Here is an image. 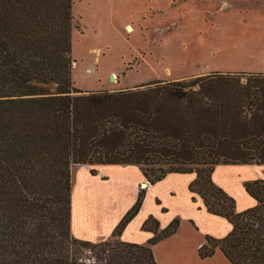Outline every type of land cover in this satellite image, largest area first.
Instances as JSON below:
<instances>
[{"label":"trees","instance_id":"trees-1","mask_svg":"<svg viewBox=\"0 0 264 264\" xmlns=\"http://www.w3.org/2000/svg\"><path fill=\"white\" fill-rule=\"evenodd\" d=\"M75 27L73 0H0V264H157L152 247L179 219L158 232L150 217L147 245L120 240L145 190L113 243L72 236V171L84 165H135L152 185L194 174L190 192L233 226L207 237L200 257L219 249L230 264H264V180L245 183L257 205L240 213L213 180L221 164L264 165V74L82 91L72 79Z\"/></svg>","mask_w":264,"mask_h":264},{"label":"rangeland","instance_id":"rangeland-1","mask_svg":"<svg viewBox=\"0 0 264 264\" xmlns=\"http://www.w3.org/2000/svg\"><path fill=\"white\" fill-rule=\"evenodd\" d=\"M73 16L72 79L82 91L264 74V0H73Z\"/></svg>","mask_w":264,"mask_h":264},{"label":"crops","instance_id":"crops-1","mask_svg":"<svg viewBox=\"0 0 264 264\" xmlns=\"http://www.w3.org/2000/svg\"><path fill=\"white\" fill-rule=\"evenodd\" d=\"M216 170L215 184L233 198L236 196L230 184L237 180L235 186L244 203L239 213L257 205L244 185L264 180V165L221 164ZM194 180V174L171 173L152 185L135 165L77 166L73 168L71 232L76 239L92 243L109 240L135 205L141 185L147 184L139 213L120 237L123 242L147 245L155 237L153 231L144 229L150 217L159 223L158 232L179 219L177 232L152 247L157 264H230L219 249L210 258L199 255L207 237L224 239L233 226L227 219L208 213L201 197L190 192Z\"/></svg>","mask_w":264,"mask_h":264},{"label":"built area","instance_id":"built-area-1","mask_svg":"<svg viewBox=\"0 0 264 264\" xmlns=\"http://www.w3.org/2000/svg\"><path fill=\"white\" fill-rule=\"evenodd\" d=\"M77 65V63L76 62H74L73 63V66H76ZM144 186H148L147 184H142L141 185V188L143 189V190H145L147 187H144ZM202 247V246H201Z\"/></svg>","mask_w":264,"mask_h":264},{"label":"bare ground","instance_id":"bare-ground-1","mask_svg":"<svg viewBox=\"0 0 264 264\" xmlns=\"http://www.w3.org/2000/svg\"><path fill=\"white\" fill-rule=\"evenodd\" d=\"M132 29H133L132 26H130V25L127 26V30H128L129 32L133 31ZM144 187H147V186H144Z\"/></svg>","mask_w":264,"mask_h":264}]
</instances>
